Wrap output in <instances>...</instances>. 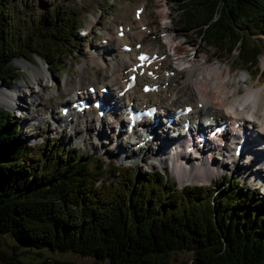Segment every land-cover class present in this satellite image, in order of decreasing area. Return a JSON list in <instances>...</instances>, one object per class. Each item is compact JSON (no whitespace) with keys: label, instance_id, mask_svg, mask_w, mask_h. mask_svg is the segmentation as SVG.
I'll use <instances>...</instances> for the list:
<instances>
[{"label":"trees","instance_id":"trees-1","mask_svg":"<svg viewBox=\"0 0 264 264\" xmlns=\"http://www.w3.org/2000/svg\"><path fill=\"white\" fill-rule=\"evenodd\" d=\"M175 2L181 30L197 27L206 46L231 53L236 44L240 64L257 63L260 47L242 31L264 33V0ZM46 10L21 35L10 24L7 0H0L3 85L17 76L13 57L31 61L33 52L58 66L68 56V42L78 37L74 13ZM16 121L0 109V234L24 249L0 250V261L73 264L39 259L46 248L110 264H172L179 251L190 252L181 264H264V195L245 183L224 176L214 180L220 189L213 193L212 185L177 188L157 169L111 167L113 178L95 184L105 171L93 170L90 156L54 140L32 150Z\"/></svg>","mask_w":264,"mask_h":264},{"label":"rangeland","instance_id":"rangeland-1","mask_svg":"<svg viewBox=\"0 0 264 264\" xmlns=\"http://www.w3.org/2000/svg\"><path fill=\"white\" fill-rule=\"evenodd\" d=\"M142 3L145 7L143 26L149 27L150 32L146 34L144 32L146 28L144 30L138 28L144 36H140L136 40L143 42V47L148 51L156 50L157 45L162 46L161 42L164 40L161 39L160 41L159 38L155 39L154 33L157 30L161 31L166 28L169 30V35L174 38L175 42H182V48L178 50L179 53L176 60H181L184 58V55L188 56V54H192L194 57H197V55H199V57L207 56L211 64L217 63L219 69L227 67L228 77L231 80L237 81L244 76L246 77V83L249 81H256L257 78H259L258 74L260 70H264V49L262 48L264 38H261V36H258L255 33L247 35L242 31V36L257 44L262 53L259 55L257 65L250 69L246 68L239 63L241 59H239V61L236 59V50H233L231 53L217 51L212 46H206L200 37H197L190 32L180 30L175 22L177 12L179 11L176 4L171 0H7V11L10 17V24L21 35L36 26L38 16L41 15L45 9L56 7L58 11H65L63 14L70 15L69 11L74 13V17L79 21L80 37L77 40L74 39L70 41L72 43L67 47L69 54L64 60L58 62V66L43 63L33 52L28 53L32 57L31 61H28L23 57H13L11 59V64L15 67L17 76L8 86H3L0 82V89L6 88V90H13L16 86H22L21 89L23 91L20 93V98L23 99L25 103L19 106L14 104L13 107H17L20 111L27 114L26 118H23L24 126L20 133L21 136H23L24 133H33L32 139H30V143L34 145L32 146V150L36 148L37 144L40 143L43 138L48 140L45 148L48 147L50 139L61 144H67L69 147H74L82 155H90V166L93 170L98 172L105 171L101 177L102 181H109L113 178V175H110L108 172L111 167H116L121 170L132 169L134 171L152 170L157 168L165 172L167 178L172 180L177 187H181L185 184L213 185L214 179L219 180L222 176L217 178L211 177L209 181L205 182L201 180L200 182H198L199 180L189 181L184 177L186 182H183V179H179L175 172L171 171L170 168L165 167L164 163H159L154 159L156 153L155 150H157L154 149L156 145L155 143L149 142L148 145L144 146L142 151L136 150L135 147H133V144L128 143V138L118 134L117 128L115 131H111V126H104L103 129H91L81 126L78 122L79 126L74 127L77 128V131L74 132L73 129H61L62 126H59L60 124L55 125V123H49L45 120L34 121L33 123H30L31 121L27 120V118L30 120L33 111L38 113L48 108L51 111L56 112L57 109L55 106H57L58 103L67 100L66 98L75 87V81L80 82L78 85L80 88H83L88 83L96 86L104 83L102 80L105 76L106 68L94 63L89 58L88 51L93 48L96 49L97 46H102L100 57L103 63H107L106 59L109 57V54L105 47L114 48L115 45L113 43H101L100 40L102 37H105V31H113L116 23H123L122 19L124 16L131 18L133 7ZM163 14L165 16L164 19L161 18ZM89 18H91L90 21ZM86 30L87 34L82 36L81 33L86 32ZM163 33L164 32H162L161 35H163ZM13 39L19 40L16 39V36H14ZM186 43H189L191 46ZM182 50L186 51L182 53L183 56L181 58L179 54ZM165 62L166 64H170L172 61L165 59ZM31 67L36 68L45 75L33 79L29 74ZM80 68L82 69L81 71L79 70ZM119 68L115 67L114 70H119ZM167 73L168 71L165 72V74ZM184 74V71H178L174 72L173 75H170L171 87L174 84L177 85V99L174 102V105L187 101H191L193 104L195 103L191 84L188 83L182 85V83H180ZM24 83L27 87H25ZM238 85H242V83H238ZM256 85L264 86V71ZM52 88H56V90L46 93V95L42 97L40 103L37 104L33 102V93L37 96L40 92H46ZM165 94L167 98H173V94L170 95L169 90ZM162 95L158 98L165 99ZM155 99L156 98H154V100ZM204 110L205 109L202 111ZM208 110H214V108L209 107ZM28 112H30V114H28ZM217 112L220 113L221 110L218 109ZM16 114L17 113H13L14 120L19 118ZM159 120L163 122L165 118L160 116ZM161 135L163 136V134ZM25 141L28 142V138H25ZM215 161L216 163L214 166H217L215 176L225 173L226 176L233 179L240 175V178H238L240 181H244L242 179L248 177V184L251 187L255 186V181L251 180L253 178L252 173L257 170L254 166H242L239 164L243 168H238V166L233 167L226 162L220 164V161L217 158H215ZM217 163L219 164L217 165ZM244 171H246L245 175H243ZM257 171L260 174H263L261 170ZM230 173L232 175H230ZM251 181H253V183H251ZM99 182L100 181H97V184ZM263 185L264 184L261 183L260 187H264ZM260 187L257 188L259 193L264 194V188L261 189ZM215 188L216 187L213 185V189ZM218 188L220 187L218 186ZM14 245H17L19 249H24L23 246L18 245L13 240L9 233L0 234L1 251L9 254L14 250H19L17 248L14 249ZM38 251L41 254L39 259L48 257L73 264H110L107 260H99L91 256H80L71 251H51L46 248L39 249ZM35 255L36 254H34V257L36 258ZM189 256L190 252L188 251L173 253L172 264H181L183 261L187 260ZM0 264L7 263L0 261Z\"/></svg>","mask_w":264,"mask_h":264},{"label":"bare ground","instance_id":"bare-ground-1","mask_svg":"<svg viewBox=\"0 0 264 264\" xmlns=\"http://www.w3.org/2000/svg\"><path fill=\"white\" fill-rule=\"evenodd\" d=\"M127 17L128 16H124V18L122 19L124 33L122 37H117V48L114 49L105 47L106 50L109 51V57L106 60L107 63H103L98 52L89 53L91 57L90 59L94 63H96L97 65H102L106 68L103 81H105V84L109 85V87L114 86L116 91L123 86V82L121 80L126 76V74H123L122 70L134 63L133 58L136 53V51L133 52L132 50L123 52L119 49V47L127 42L135 43L136 38L143 35L140 31L137 30L139 25L142 24L141 17L138 20L139 25H137V22L133 19V17L129 19H127ZM161 18H165L164 14L161 16ZM90 19L91 18H89V21ZM116 25L113 32L105 31V38H107V40L109 41L108 43H112L113 40H115L114 37H116ZM125 27H128V29H125ZM162 31H166V28ZM164 40L167 44V49L173 51L172 55H175L176 59L179 53L178 50L182 48V42H175L174 38L169 35L168 32L164 35ZM183 63H187V65L184 66L185 75L182 81L185 83H190L192 85V90L196 97V102H201L204 109L211 107L223 110L222 114H217L215 113L217 111L213 110L209 112L206 111L204 112V114L220 116L221 121L231 119L233 120V122H240L245 117H248L250 118V121L246 122L253 127V130L249 132V135H252L253 137L259 136L264 139V86L256 85V83L262 77L264 70H261L260 74L258 75L259 78H257L256 81H249L246 83V77L244 76H242L237 81L231 80L228 77V68L223 67L222 69H219L217 63L211 64L207 56H197L193 57L191 60L186 59L183 61ZM115 67H120V71H115ZM79 70L81 71L82 69L80 68ZM164 70L165 68H162V71ZM29 74L33 79L38 78V76L45 75L43 74V72L37 70L34 67H31ZM138 79L140 82H144L146 80V77L141 76ZM157 82V80L153 81V83ZM238 83H242V85H238ZM101 85L102 84L98 85L97 89ZM25 87H27L26 84ZM21 88L22 86H16L15 88H13V90H6V88L0 89V107L11 109L14 108V104H17L18 106L23 105L25 102L20 98V93L23 91ZM54 90H56V88H52L46 92H40L37 96L33 93V102L37 104L40 103L42 97L45 96L46 93ZM161 90V87H159L157 91ZM116 91H114L112 97L107 101V104L111 106L103 116L107 120H102V118L99 119L95 117V111L90 108L89 110L83 111L82 115H80L79 117H72L66 122V125L70 129H73L74 132H76L77 128H74L75 125L72 126L73 119H80L81 123L86 128L91 129L94 128L95 125L103 126L107 122H111L114 125L121 124L122 118L118 113L120 109V103H123V106L125 107V105L130 100H132L136 94L140 96V103L149 102L153 97H158L157 92L154 91L142 93L139 89V85H136L127 90L122 97H116ZM100 96L102 97V95ZM160 103L163 102L161 100L159 101V105L157 106L158 111L164 109L163 106L160 105ZM176 107L177 106H175L173 110ZM59 110L60 108H58V112ZM200 112L201 109H197L196 107L194 108V113L198 114ZM28 114H30V112H28ZM46 116H49L51 120H55L58 118V116H55L54 112L48 113V111L46 110L41 114L35 113L33 111V115L30 120H40L41 118ZM193 121L194 118L192 117V122ZM150 124L151 122L147 121L143 126H146V128L152 131L153 128L149 127ZM180 128H182V126H180ZM150 131L147 132V134L151 133ZM229 138L237 140L238 137L229 136ZM165 140H167V137L165 138ZM213 148L214 145L210 142L207 144V148L205 150H198V158H192L190 154L186 155L183 151L179 153H172L170 150H168L166 153H164V147H161L160 149H157L156 156L159 158V161H161L160 158H163V161L166 162L171 171L175 172L179 179H183V182H186L184 177H186L189 181L199 180L198 182H200L201 180L205 182L210 180L209 176L214 174L215 170V167L212 166L213 162L215 161V157L211 156ZM230 151L231 153H229ZM232 151V148H224L223 152L225 153V155H227L224 159L229 160L230 158H233ZM262 151H264V140L258 147L256 146L254 152L260 154ZM237 160L238 158H235L232 163L235 164Z\"/></svg>","mask_w":264,"mask_h":264}]
</instances>
